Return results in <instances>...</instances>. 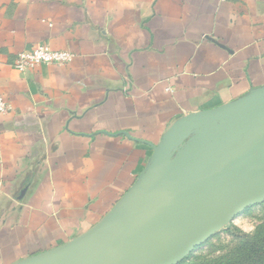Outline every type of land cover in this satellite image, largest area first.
Returning <instances> with one entry per match:
<instances>
[{
    "label": "crops",
    "instance_id": "crops-1",
    "mask_svg": "<svg viewBox=\"0 0 264 264\" xmlns=\"http://www.w3.org/2000/svg\"><path fill=\"white\" fill-rule=\"evenodd\" d=\"M37 44L63 65L20 72ZM264 86V0H0V264L98 223L179 118Z\"/></svg>",
    "mask_w": 264,
    "mask_h": 264
},
{
    "label": "water",
    "instance_id": "water-1",
    "mask_svg": "<svg viewBox=\"0 0 264 264\" xmlns=\"http://www.w3.org/2000/svg\"><path fill=\"white\" fill-rule=\"evenodd\" d=\"M254 150L257 158L243 164ZM263 201L261 86L176 120L135 183L98 223L18 264H177Z\"/></svg>",
    "mask_w": 264,
    "mask_h": 264
},
{
    "label": "rangeland",
    "instance_id": "rangeland-1",
    "mask_svg": "<svg viewBox=\"0 0 264 264\" xmlns=\"http://www.w3.org/2000/svg\"><path fill=\"white\" fill-rule=\"evenodd\" d=\"M253 158H257L255 150L240 161L249 164ZM256 233L264 243V201L243 210L177 264H227L230 260L234 264H246L239 260V248Z\"/></svg>",
    "mask_w": 264,
    "mask_h": 264
},
{
    "label": "built area",
    "instance_id": "built-area-1",
    "mask_svg": "<svg viewBox=\"0 0 264 264\" xmlns=\"http://www.w3.org/2000/svg\"><path fill=\"white\" fill-rule=\"evenodd\" d=\"M73 54L67 50H53L47 44H37L29 50L20 52L14 67L20 72L40 65H63L72 60ZM10 105L0 95V115L10 111Z\"/></svg>",
    "mask_w": 264,
    "mask_h": 264
},
{
    "label": "trees",
    "instance_id": "trees-1",
    "mask_svg": "<svg viewBox=\"0 0 264 264\" xmlns=\"http://www.w3.org/2000/svg\"><path fill=\"white\" fill-rule=\"evenodd\" d=\"M264 243L259 239L258 233L252 238H247L239 248L238 257L240 262L246 264H264ZM227 264H234V260H230Z\"/></svg>",
    "mask_w": 264,
    "mask_h": 264
}]
</instances>
